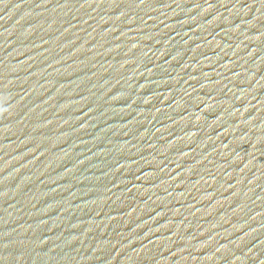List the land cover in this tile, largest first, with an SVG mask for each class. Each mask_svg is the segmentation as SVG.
<instances>
[{
    "label": "water",
    "instance_id": "1",
    "mask_svg": "<svg viewBox=\"0 0 264 264\" xmlns=\"http://www.w3.org/2000/svg\"><path fill=\"white\" fill-rule=\"evenodd\" d=\"M0 264H264V0H3Z\"/></svg>",
    "mask_w": 264,
    "mask_h": 264
},
{
    "label": "snow or ice",
    "instance_id": "2",
    "mask_svg": "<svg viewBox=\"0 0 264 264\" xmlns=\"http://www.w3.org/2000/svg\"><path fill=\"white\" fill-rule=\"evenodd\" d=\"M143 2V0H141V3ZM0 3H3V0H0Z\"/></svg>",
    "mask_w": 264,
    "mask_h": 264
}]
</instances>
